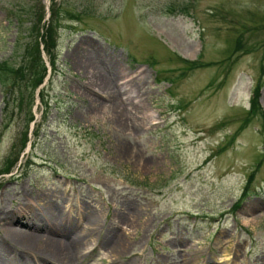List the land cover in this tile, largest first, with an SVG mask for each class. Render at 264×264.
I'll list each match as a JSON object with an SVG mask.
<instances>
[{
  "label": "rangeland",
  "instance_id": "obj_1",
  "mask_svg": "<svg viewBox=\"0 0 264 264\" xmlns=\"http://www.w3.org/2000/svg\"><path fill=\"white\" fill-rule=\"evenodd\" d=\"M39 1L0 0V63L20 62L19 15ZM55 2L58 71L21 169L0 180V264H40L12 229L31 233L27 216L56 206L67 235L35 232L85 238L71 264H264V0ZM88 2L89 16L69 18ZM172 3L189 14H169ZM8 87L0 168L26 130L23 113H3Z\"/></svg>",
  "mask_w": 264,
  "mask_h": 264
},
{
  "label": "trees",
  "instance_id": "obj_2",
  "mask_svg": "<svg viewBox=\"0 0 264 264\" xmlns=\"http://www.w3.org/2000/svg\"><path fill=\"white\" fill-rule=\"evenodd\" d=\"M55 1L56 0H52L51 17L48 20H46V7L40 1V4L38 3L35 8H31L29 12L27 11L19 15V17H21V29L18 35L17 44L20 38L23 40L28 39L26 43L23 42L18 48V51L22 52L20 62L18 64H12L10 62L0 63V86H9L5 96L6 105L3 113L5 115L7 114L6 117L10 116V119H15L18 114L23 113L26 129L24 130V135L21 139L20 151L12 159L8 160L7 164L4 165L3 168H0V175L10 174L17 167H19L21 155L31 141V124L36 120L34 107L36 104L37 90L44 83L48 74V68L42 56V45L44 46L43 50L49 57L53 72H57V47L59 28L62 20L60 7ZM187 5L188 4L180 5L172 3L168 7V13L174 16L184 13L189 14L187 11ZM90 7L91 3L88 2L81 13H72L69 18L76 20L77 22L80 21L83 17L90 15L88 12ZM28 24L30 25L26 26ZM238 44L240 47H243L242 41H239ZM181 61L186 65L188 64L191 70L205 67L204 64L198 61L190 62L184 59ZM261 84L260 80L255 89L254 96L251 99L250 114L253 115L261 112V105L259 102ZM44 93L45 90L43 89L40 93L42 103H44L45 98L47 97ZM32 133L35 136L37 134L36 129ZM30 163L31 160L28 159L25 166ZM252 180L253 179L249 180V184L244 190L240 200L249 197V187Z\"/></svg>",
  "mask_w": 264,
  "mask_h": 264
},
{
  "label": "bare ground",
  "instance_id": "obj_3",
  "mask_svg": "<svg viewBox=\"0 0 264 264\" xmlns=\"http://www.w3.org/2000/svg\"><path fill=\"white\" fill-rule=\"evenodd\" d=\"M103 84L105 87H108V84L106 82H104ZM52 210L53 211L49 212L48 214H44V215L43 214L41 215L39 213L37 215L33 214V215L27 216L30 219V222L27 224V227L31 229V233L29 234H27L25 231H20L18 229L13 228L12 230L16 238L14 241L15 243L13 242V244L19 247L20 250H22L21 255L23 257L37 259L40 264H65V263L71 264L72 262L70 261L74 260V256L80 252V251L78 252V250L82 246L85 238L76 236V238L69 239L68 240L69 243L67 245L66 243L61 244V243L52 241L51 239H49L50 237L48 235L47 236L38 235L35 232L36 230L38 231L43 230L55 236L67 235L65 234L66 231H63L61 229V226L63 225L64 220H66V217L63 218L64 217L63 214L67 213V211L64 212L57 206L55 209H52ZM70 216H72V214ZM5 219H8L10 221L13 220V219H9V217ZM16 222L17 223H14V224L22 225L19 217L17 218ZM44 238L46 239V242L43 241L45 240ZM3 242L4 243H2L1 246L4 249V254H5L7 251L11 250L12 248L10 247L11 244L8 243V241L3 240ZM111 249L112 251L122 250L124 249L123 243L116 242L111 247ZM68 255L69 257H67ZM2 264H4V262Z\"/></svg>",
  "mask_w": 264,
  "mask_h": 264
},
{
  "label": "water",
  "instance_id": "obj_4",
  "mask_svg": "<svg viewBox=\"0 0 264 264\" xmlns=\"http://www.w3.org/2000/svg\"><path fill=\"white\" fill-rule=\"evenodd\" d=\"M46 3H47V6H49V0H47V2H46Z\"/></svg>",
  "mask_w": 264,
  "mask_h": 264
}]
</instances>
